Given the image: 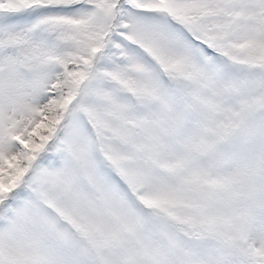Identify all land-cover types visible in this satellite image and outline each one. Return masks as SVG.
I'll return each mask as SVG.
<instances>
[{
	"label": "snow or ice",
	"instance_id": "1",
	"mask_svg": "<svg viewBox=\"0 0 264 264\" xmlns=\"http://www.w3.org/2000/svg\"><path fill=\"white\" fill-rule=\"evenodd\" d=\"M0 264H264V0H0Z\"/></svg>",
	"mask_w": 264,
	"mask_h": 264
}]
</instances>
